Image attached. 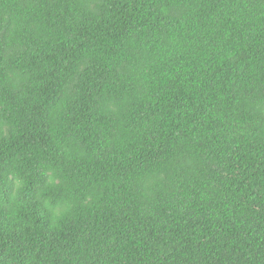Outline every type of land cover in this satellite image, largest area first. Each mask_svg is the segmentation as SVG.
<instances>
[{
	"label": "trees",
	"instance_id": "trees-1",
	"mask_svg": "<svg viewBox=\"0 0 264 264\" xmlns=\"http://www.w3.org/2000/svg\"><path fill=\"white\" fill-rule=\"evenodd\" d=\"M0 264H264V0H0Z\"/></svg>",
	"mask_w": 264,
	"mask_h": 264
}]
</instances>
